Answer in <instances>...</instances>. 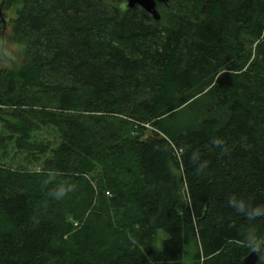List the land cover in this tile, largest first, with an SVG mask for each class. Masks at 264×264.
Masks as SVG:
<instances>
[{"label": "trees", "instance_id": "16d2710c", "mask_svg": "<svg viewBox=\"0 0 264 264\" xmlns=\"http://www.w3.org/2000/svg\"><path fill=\"white\" fill-rule=\"evenodd\" d=\"M124 5L0 0V264H239L264 236L227 203L264 204V0Z\"/></svg>", "mask_w": 264, "mask_h": 264}, {"label": "clouds", "instance_id": "9594fccd", "mask_svg": "<svg viewBox=\"0 0 264 264\" xmlns=\"http://www.w3.org/2000/svg\"><path fill=\"white\" fill-rule=\"evenodd\" d=\"M126 7V5H124ZM216 144H221L222 141H215ZM197 159L196 154H193V160ZM206 166L201 164L200 168ZM199 170V169H198ZM36 174H43L42 170L37 169ZM61 173L58 170H48L46 178L42 181L44 185L56 184L54 189L49 191V195L55 200H62L69 195L70 192L75 190V185L68 181H57ZM228 206L231 207L236 213L244 216L249 222L256 221L257 219H264V204H255L253 199H244L243 197H237L232 195L228 198ZM237 243L241 247L248 248L249 252H255L259 254L260 260L264 261V236L257 233L254 226L250 224L248 229L242 233V239L238 240ZM203 264V261L201 262Z\"/></svg>", "mask_w": 264, "mask_h": 264}, {"label": "water", "instance_id": "95a60500", "mask_svg": "<svg viewBox=\"0 0 264 264\" xmlns=\"http://www.w3.org/2000/svg\"><path fill=\"white\" fill-rule=\"evenodd\" d=\"M170 0H125L126 6L133 8L136 5L141 6L147 12H149L156 20H160L161 13L157 9V2H163L169 4ZM0 20L6 24V14L0 7ZM239 264H259V254L255 252H249Z\"/></svg>", "mask_w": 264, "mask_h": 264}, {"label": "rangeland", "instance_id": "374dc122", "mask_svg": "<svg viewBox=\"0 0 264 264\" xmlns=\"http://www.w3.org/2000/svg\"><path fill=\"white\" fill-rule=\"evenodd\" d=\"M157 9L160 11V9L158 7H157ZM4 12L6 14V20L9 23L8 17L9 16H15L17 14V6H14L12 9H9V10H4ZM4 30H5V33H3V36H2L3 38L10 34V31H11L10 24L8 26H6V28ZM4 49H7L8 52L11 55H13V57L17 61H19L20 58H22L23 51L21 50V48L19 46H15L13 44H10V43H7V42L4 41V44L2 46H0V54L1 55L6 54L5 51L3 52ZM164 237H165V233L163 231H160L159 235H158L157 247H159V248L162 247V240H163ZM191 249H193V248H191ZM191 258H192V253L189 254L187 261H190Z\"/></svg>", "mask_w": 264, "mask_h": 264}]
</instances>
